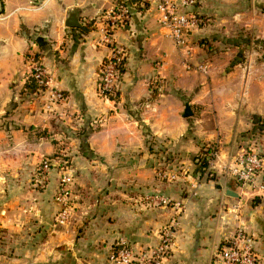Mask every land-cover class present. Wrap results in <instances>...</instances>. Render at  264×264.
Here are the masks:
<instances>
[{
  "label": "crops",
  "instance_id": "1",
  "mask_svg": "<svg viewBox=\"0 0 264 264\" xmlns=\"http://www.w3.org/2000/svg\"><path fill=\"white\" fill-rule=\"evenodd\" d=\"M2 1L0 264H112L121 239L137 250L155 247L178 214L173 205H146L144 196L156 190L183 205L165 264H216L237 228L255 237L264 264V198L219 170L239 149L264 152L258 130L264 124V0H202L196 11L208 23L190 35L189 61L208 64L207 74L187 71L154 6L132 7L131 22L113 37L127 52L116 100L98 95L99 69L109 54L98 28L117 3L131 6L132 0ZM71 14L85 30L67 28ZM32 62L67 97L57 115L43 109L48 96L32 81ZM156 76L164 79L161 94L151 89ZM187 105L192 115L185 118ZM215 143L218 169L211 174L198 157ZM67 157L73 212L61 226L55 198ZM44 160L53 167L42 188L37 174ZM160 169L178 179L161 182Z\"/></svg>",
  "mask_w": 264,
  "mask_h": 264
},
{
  "label": "built area",
  "instance_id": "2",
  "mask_svg": "<svg viewBox=\"0 0 264 264\" xmlns=\"http://www.w3.org/2000/svg\"><path fill=\"white\" fill-rule=\"evenodd\" d=\"M125 2V3H124ZM202 0H139L136 4L129 5L126 1L116 4L104 17L98 28L99 44L109 46V54L103 61L99 71L98 95L102 99L116 98L123 79V70L126 69V51L117 46L113 40L114 33L131 22V8L146 7V3L154 6L159 23L165 35L169 37L180 53L184 62H189L194 46L190 35L200 27L207 25V20L196 11ZM208 64H199L194 70L207 74ZM31 78L36 82L40 92L49 98L48 108L65 106L67 97L63 92L51 88L52 79L46 68L39 62H32ZM49 94V95H48ZM219 150L209 146L201 153L199 164L205 162V171L212 172L218 169L217 160ZM50 162H43L37 174V186L44 187L50 171ZM61 177L55 200L60 205V210L55 217L57 224L67 226L72 220L73 208L71 205L74 195V177L68 161H61ZM219 170L228 175L246 193L264 198V152L255 148L239 149L227 158V162L219 166ZM161 182L173 183L178 179L177 172L169 170L157 171ZM196 190L198 184L193 185ZM147 206H170L176 209V214L169 224L160 231V243L149 249L137 250L131 247L124 239L116 243L110 253L109 260L112 264H165L171 256L175 245V237L180 223V213L183 205L174 203L163 196L158 190L144 196ZM216 264H261V258L256 250L255 237L243 228L226 239L217 253Z\"/></svg>",
  "mask_w": 264,
  "mask_h": 264
},
{
  "label": "rangeland",
  "instance_id": "3",
  "mask_svg": "<svg viewBox=\"0 0 264 264\" xmlns=\"http://www.w3.org/2000/svg\"><path fill=\"white\" fill-rule=\"evenodd\" d=\"M1 15V14H0ZM207 20V19H206ZM248 41L250 42V40L248 39ZM255 42V41H254ZM256 43V42H255ZM254 47V46H253ZM126 54H127V52H126ZM238 57L241 59L242 58V61H240V63H243L244 62V60H246L247 59V57H246V55L245 54H239L238 55ZM246 57V58H245ZM264 59V55L263 56H261V58H259V61H261V60H263ZM183 63H185V66H186V69H187V71H193V72H197V73H201V72H199V71H196V70H194V68L197 66V65H193L192 63H191V61H189V62H183ZM199 65V64H198ZM101 67V66H100ZM210 67V66H209ZM31 70H32V63H31ZM99 71H100V69H99ZM203 74V73H202ZM152 85H151V89H152V91H153V94H161L163 91H164V87H165V84H164V79L163 78H161L160 76H156V78L155 79H153L152 80V83H151ZM43 94V93H42ZM46 94H43V96H45ZM49 95V94H48ZM47 97V96H46ZM102 99V98H101ZM47 106H49V98L47 97L46 98V100L44 101V103H43V109L45 110V112L46 113H51V114H55V115H57V107L58 106H55V107H53V110L51 111V109L52 108H48ZM66 106V105H65ZM65 106H62V107H65ZM253 135H255V136H258V134H256V133H252ZM253 139H254V137H252V138H250V141H253ZM216 145H218L217 143H215V144H212V145H210L211 147H216L218 150H219V145L218 146H216ZM247 146H251V144L250 143H247ZM209 146H205L204 148H203V150H202V152H204V150L206 149V148H208ZM251 148H255L254 146H252ZM247 149H250V148H247ZM256 149V148H255ZM201 152V153H202ZM236 153V152H235ZM200 154V153H199ZM234 154V153H233ZM232 155V154H231ZM200 156H201V154L199 155V157H198V160H199V158H200ZM67 158H69V157H67ZM46 160H44V161H42L41 162V164L39 165V168L42 166V164H43V162H45ZM161 170V169H160ZM163 170H165V169H163ZM35 184V183H34ZM239 228H237V230H238ZM236 230V231H237Z\"/></svg>",
  "mask_w": 264,
  "mask_h": 264
},
{
  "label": "water",
  "instance_id": "4",
  "mask_svg": "<svg viewBox=\"0 0 264 264\" xmlns=\"http://www.w3.org/2000/svg\"><path fill=\"white\" fill-rule=\"evenodd\" d=\"M66 26H67V28L85 30L84 27L80 24V21H79V19H78L76 14H71L70 15V17H69V19H68V21L66 23ZM38 44H39V46H42V39L38 40ZM191 115H192L191 109L187 105L186 109H185L184 117L187 118V117H190ZM227 195H229L231 197H234V198H239V194H237L235 192L228 191Z\"/></svg>",
  "mask_w": 264,
  "mask_h": 264
},
{
  "label": "trees",
  "instance_id": "5",
  "mask_svg": "<svg viewBox=\"0 0 264 264\" xmlns=\"http://www.w3.org/2000/svg\"><path fill=\"white\" fill-rule=\"evenodd\" d=\"M137 2H139V0H132V3L133 4H136ZM146 5H148V4L146 3ZM3 12H4V3H3L2 0H0V14H2ZM123 73H125V69L123 70ZM32 81L34 82L36 88L38 89V87L36 85V82L33 79H32ZM117 98H118V96H116V98H111V100H116ZM258 128H259L258 130L264 131V124L260 125V127H258ZM63 160L64 161H68L69 159L68 158H64ZM68 164L70 165V161H68ZM50 167L51 168L53 167V164L52 163L50 164ZM61 167H62V165H61ZM200 168H201V170L202 169H206L207 168V164L205 162L201 163L200 164ZM253 203H254V205H257L258 204V200H254Z\"/></svg>",
  "mask_w": 264,
  "mask_h": 264
}]
</instances>
